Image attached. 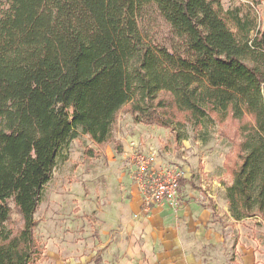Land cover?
<instances>
[{
    "label": "trees",
    "instance_id": "1",
    "mask_svg": "<svg viewBox=\"0 0 264 264\" xmlns=\"http://www.w3.org/2000/svg\"><path fill=\"white\" fill-rule=\"evenodd\" d=\"M124 105L165 128L239 121L225 198L234 219L264 221L255 15L221 0H0V264H31L34 213L61 149L79 134L108 141Z\"/></svg>",
    "mask_w": 264,
    "mask_h": 264
},
{
    "label": "crops",
    "instance_id": "2",
    "mask_svg": "<svg viewBox=\"0 0 264 264\" xmlns=\"http://www.w3.org/2000/svg\"><path fill=\"white\" fill-rule=\"evenodd\" d=\"M184 142L186 152L167 159L182 172L175 207L162 203L143 210L141 190L131 176L126 189L104 196L107 207L98 210L91 233L83 226L80 238L69 239L64 231L57 239L51 222L35 264H264V233L249 225L259 217L237 220L229 213L225 187L231 177L224 159L205 147L187 153L190 145Z\"/></svg>",
    "mask_w": 264,
    "mask_h": 264
},
{
    "label": "rangeland",
    "instance_id": "3",
    "mask_svg": "<svg viewBox=\"0 0 264 264\" xmlns=\"http://www.w3.org/2000/svg\"><path fill=\"white\" fill-rule=\"evenodd\" d=\"M221 3L224 8L237 6L250 12L257 17L259 27H264V0H221ZM127 108L128 105H124L118 112L108 141L97 144L88 135L79 134L61 149L51 178L43 188L36 219L34 217L39 251L31 264H35V258L41 256L43 241L40 238L47 233L51 222L57 239H61L64 231L71 237L69 239H75L81 237L83 226L89 228L90 233L95 229L98 210L107 207L103 204L106 202L104 196L108 192H119L120 187L126 189L130 183V155L133 151L149 155L153 163L158 160L165 163L166 160V166L177 165L175 160L167 159L179 151L186 152L181 150L184 141L190 145L187 153L188 150L198 152L205 147L215 152V158L224 159L227 151L235 155V147L231 148L230 144H233L232 138H238L239 121L235 119H217L202 128H193L190 124L185 127L174 124L172 128H165L135 122ZM177 133L182 137H176ZM8 202L12 211L7 227L16 231L21 226V220L12 201ZM249 221V225L254 223L260 233H264L260 217L258 221L257 218ZM46 236H43L44 239Z\"/></svg>",
    "mask_w": 264,
    "mask_h": 264
},
{
    "label": "built area",
    "instance_id": "4",
    "mask_svg": "<svg viewBox=\"0 0 264 264\" xmlns=\"http://www.w3.org/2000/svg\"><path fill=\"white\" fill-rule=\"evenodd\" d=\"M130 170L142 193L143 210H148L154 204L177 205L179 178L182 175L177 165L155 167L149 155L133 151L130 155Z\"/></svg>",
    "mask_w": 264,
    "mask_h": 264
}]
</instances>
